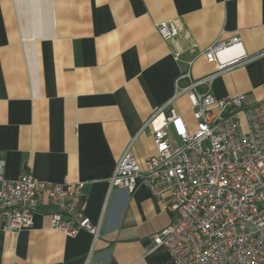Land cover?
I'll return each mask as SVG.
<instances>
[{
    "label": "crops",
    "instance_id": "1",
    "mask_svg": "<svg viewBox=\"0 0 264 264\" xmlns=\"http://www.w3.org/2000/svg\"><path fill=\"white\" fill-rule=\"evenodd\" d=\"M160 23H175L179 35L164 40ZM235 38L241 48L226 57L254 58L218 72L204 53ZM205 79L215 99L264 103V0H0L6 176L83 183L82 211L102 229L96 243L85 231L66 236L45 200L31 228L0 230V264H174L152 242L172 222L164 204L145 186L111 189L110 180L130 145L141 163L157 154L142 127L160 109L196 129L181 91Z\"/></svg>",
    "mask_w": 264,
    "mask_h": 264
},
{
    "label": "built area",
    "instance_id": "2",
    "mask_svg": "<svg viewBox=\"0 0 264 264\" xmlns=\"http://www.w3.org/2000/svg\"><path fill=\"white\" fill-rule=\"evenodd\" d=\"M156 28L166 41L180 32L175 23ZM240 48L235 38L204 55L224 72L254 58L242 50L226 57ZM209 81L191 82L181 91L192 102L196 129L173 110L168 116L164 108L157 111L142 127L151 131L157 154L141 163L130 145L110 188L134 192L145 186L164 204L172 222L152 242L165 248L174 264H264V103L246 107L242 94L215 99ZM205 83L210 91L202 95L198 88ZM83 188V183L52 184L30 173L8 179L0 156V230L17 234L31 228L48 200L55 207L54 229L68 237L85 231L96 243L102 229L82 211Z\"/></svg>",
    "mask_w": 264,
    "mask_h": 264
}]
</instances>
